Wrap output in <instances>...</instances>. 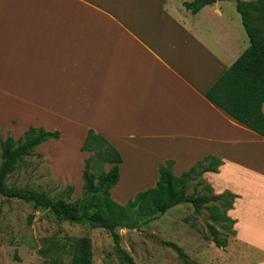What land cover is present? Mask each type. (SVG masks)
I'll return each mask as SVG.
<instances>
[{"label":"crops","instance_id":"0c3cea01","mask_svg":"<svg viewBox=\"0 0 264 264\" xmlns=\"http://www.w3.org/2000/svg\"><path fill=\"white\" fill-rule=\"evenodd\" d=\"M192 1L0 0V132L48 123H19L27 113L11 102L24 101L57 117L46 126L61 132L51 141L73 148L77 135L82 146L94 129L122 154L120 180L132 158L147 164L141 178L152 186L166 160L179 175L214 155L223 164L203 175L215 194L236 195L227 213L234 235L225 247L212 243L200 264H264V136L205 95L250 39L233 0H211L196 13L185 5ZM212 177L223 180L219 188ZM173 256L143 259L184 264ZM19 257L0 264L41 262Z\"/></svg>","mask_w":264,"mask_h":264},{"label":"trees","instance_id":"16d2710c","mask_svg":"<svg viewBox=\"0 0 264 264\" xmlns=\"http://www.w3.org/2000/svg\"><path fill=\"white\" fill-rule=\"evenodd\" d=\"M210 1L194 0L185 5L196 13ZM237 9L242 16L250 45L205 95L234 119L264 136V0H237ZM60 136L61 132L58 130L51 131L42 126L30 125L20 139L17 140L12 135L2 139L0 194L32 202L36 208L49 209L62 220L107 230L114 241L117 255L127 264L137 263L122 246L119 229H140L142 225L160 218L177 204L189 202L197 213L207 205L215 221H230L233 225L234 221L227 213L233 207L235 194H215L213 187L207 182V193L195 195L187 192L194 176H202L207 171L218 172L223 164L220 158L205 156L179 175L174 173L175 161L168 159L159 166V179L154 186L139 191L125 204H121L113 198L112 189L120 181L122 154L107 137L94 129L88 131L81 146L82 151L89 152L82 172L85 181L83 195L67 201L50 198L36 190L7 186V176L22 156ZM67 188L72 192L74 190L72 185ZM212 201L221 202L222 208L219 204H211ZM209 231L218 247L226 246L227 243L223 241L215 225L209 224ZM92 244V239L88 236L75 238L71 246V264H94ZM166 244L177 252L184 264H195L179 244L172 241H167ZM40 254L45 256L46 250L40 251ZM16 259L20 257L16 256ZM54 260V264H62V260Z\"/></svg>","mask_w":264,"mask_h":264},{"label":"rangeland","instance_id":"374dc122","mask_svg":"<svg viewBox=\"0 0 264 264\" xmlns=\"http://www.w3.org/2000/svg\"><path fill=\"white\" fill-rule=\"evenodd\" d=\"M232 3L233 7L236 6L237 0H233ZM7 101L11 102L9 99ZM11 103L23 108L24 113H27L28 116L24 114L23 117V113L20 115L19 123L23 125L30 120L32 122L39 120V123L47 121L50 127L57 123L56 116L42 117L36 114L40 110L34 107L26 109L24 101L15 100ZM47 124L44 125L45 128ZM23 133L24 131H17L16 127L12 126L5 133L0 132V167L3 163L2 139L12 135L18 140ZM51 140L22 156L14 170L8 174L6 184L10 188L36 190L53 199L73 200L85 192H83L85 181L82 172L85 159L89 155L80 154L81 141L77 135L72 138L73 148L60 141ZM146 166L147 164L133 161L132 158L128 160L124 166L127 178L123 177L112 189V196L117 202L125 204L137 192L152 186V181L141 178L142 168L145 169ZM209 181L216 188H219L223 182L222 179L214 177ZM206 182L204 175L194 176L190 180L187 192L195 195L207 193ZM68 185L74 187L73 192L67 188ZM122 190L124 194L120 196ZM220 203L211 202V204H219L222 208ZM208 207L204 206L202 211L197 213L189 202L174 206L165 213L166 216L168 215L165 218L161 216L158 218L160 220L156 219L144 224L140 229L120 230L121 244L136 262L146 264L147 260L143 257L147 253L158 257L159 252L165 251L175 255L172 259L178 257L177 252L166 244L167 241H174L184 248L192 261L200 264L204 253L209 255L211 248L214 249L211 247L214 241L209 231V224L216 226L227 245L234 235L232 223L215 221ZM165 221H172V226L168 227ZM82 236L92 239L94 264H127L117 255L114 241L107 230L62 220L49 209L36 208L32 202L0 194V258L3 260H15L21 252L31 263L40 256V264H54V259L62 260V264H71V246L75 238ZM45 250V256L40 254V251ZM149 262L151 264L153 260L149 259Z\"/></svg>","mask_w":264,"mask_h":264}]
</instances>
